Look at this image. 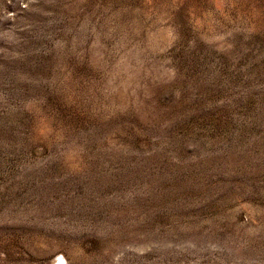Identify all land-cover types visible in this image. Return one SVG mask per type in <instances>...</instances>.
Here are the masks:
<instances>
[{"label":"rangeland","instance_id":"rangeland-1","mask_svg":"<svg viewBox=\"0 0 264 264\" xmlns=\"http://www.w3.org/2000/svg\"><path fill=\"white\" fill-rule=\"evenodd\" d=\"M0 264H264V0H0Z\"/></svg>","mask_w":264,"mask_h":264}]
</instances>
